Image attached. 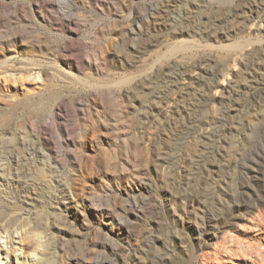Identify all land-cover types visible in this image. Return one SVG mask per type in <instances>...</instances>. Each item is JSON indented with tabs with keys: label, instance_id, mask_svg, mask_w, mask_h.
Masks as SVG:
<instances>
[{
	"label": "rangeland",
	"instance_id": "1",
	"mask_svg": "<svg viewBox=\"0 0 264 264\" xmlns=\"http://www.w3.org/2000/svg\"><path fill=\"white\" fill-rule=\"evenodd\" d=\"M0 264H264V0H0Z\"/></svg>",
	"mask_w": 264,
	"mask_h": 264
}]
</instances>
